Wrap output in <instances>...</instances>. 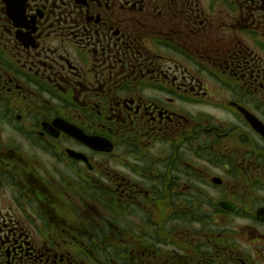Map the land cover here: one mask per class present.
I'll list each match as a JSON object with an SVG mask.
<instances>
[{
	"label": "flooded vegetation",
	"instance_id": "1",
	"mask_svg": "<svg viewBox=\"0 0 264 264\" xmlns=\"http://www.w3.org/2000/svg\"><path fill=\"white\" fill-rule=\"evenodd\" d=\"M0 264H264V0H0Z\"/></svg>",
	"mask_w": 264,
	"mask_h": 264
},
{
	"label": "rangeland",
	"instance_id": "2",
	"mask_svg": "<svg viewBox=\"0 0 264 264\" xmlns=\"http://www.w3.org/2000/svg\"><path fill=\"white\" fill-rule=\"evenodd\" d=\"M209 0H204V5L208 3ZM198 110L204 114L207 115L208 117L214 118V111L213 107L211 106H201V108H198Z\"/></svg>",
	"mask_w": 264,
	"mask_h": 264
},
{
	"label": "water",
	"instance_id": "3",
	"mask_svg": "<svg viewBox=\"0 0 264 264\" xmlns=\"http://www.w3.org/2000/svg\"><path fill=\"white\" fill-rule=\"evenodd\" d=\"M250 122L253 124V127L255 128L256 131H258L259 133H261L262 128L259 122H256V120H254L252 117L249 118ZM94 141V140H92ZM97 142V141H94Z\"/></svg>",
	"mask_w": 264,
	"mask_h": 264
}]
</instances>
